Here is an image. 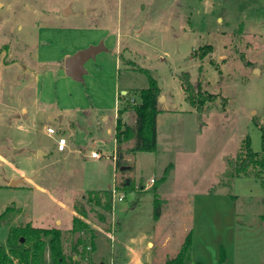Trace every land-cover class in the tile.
<instances>
[{
    "label": "rangeland",
    "instance_id": "obj_1",
    "mask_svg": "<svg viewBox=\"0 0 264 264\" xmlns=\"http://www.w3.org/2000/svg\"><path fill=\"white\" fill-rule=\"evenodd\" d=\"M99 42L105 50L86 61L82 79L67 76L65 57ZM182 72L195 89L214 95L201 112H187ZM149 77L163 99L156 148L129 152L125 146L126 160L115 173L116 110L137 103ZM128 111L121 118L131 123ZM253 115L264 121V0H0V213L20 208L10 224H0V242L10 226L30 222L61 229L64 250L71 253L73 204L88 191L113 187L119 188L113 220L102 223L93 211L84 218L99 237L92 261L80 262L123 264L122 253H111L110 244L119 248L123 241L127 252L128 237L155 224V194L166 198L160 208L171 215L160 229L171 234L169 254L192 220L198 194L209 189L237 196L238 211L249 214L236 218L235 254L238 261L258 264L264 225L253 214H264L260 185L253 178L230 180L226 162L238 155L245 135L260 150ZM61 136L67 141L58 151ZM168 165L159 195L152 185ZM16 179L21 182L10 185ZM127 181L130 190L123 188ZM136 201L141 204L132 210ZM116 222L121 228L110 243L104 228L112 233ZM144 235L135 244L138 251L162 263L163 250L148 248ZM45 257L49 264L47 252Z\"/></svg>",
    "mask_w": 264,
    "mask_h": 264
},
{
    "label": "trees",
    "instance_id": "obj_2",
    "mask_svg": "<svg viewBox=\"0 0 264 264\" xmlns=\"http://www.w3.org/2000/svg\"><path fill=\"white\" fill-rule=\"evenodd\" d=\"M210 49V46L206 47ZM202 58L205 53H200ZM120 58V56H119ZM146 72L145 69H140ZM181 88L185 92V100L198 112L202 111V106L214 99L210 93H201L195 89L189 79L188 72L178 75ZM149 86L138 89L139 101L132 105H124L116 110L114 140L116 141V153L114 156L115 173L121 167L124 160L122 144L131 141V146L127 151H154L156 148V117L161 109L158 108V99L161 96V88L153 77H149ZM120 96V94H119ZM118 96V97H119ZM133 112L132 124L123 122L121 116L124 112ZM253 124L260 131L261 147L259 151H254L250 144L249 135H245L240 144V150L235 158H229L226 162L229 172V179L237 177H252L259 183L264 193V121L260 122L253 115ZM171 165H168L163 175L157 180L152 188L155 190L165 180ZM131 181H127L123 188L130 190L133 186ZM119 191V188L115 189ZM113 193L111 187L99 191H88L82 196V202L76 201L73 204L74 212L72 226L68 232L75 235L74 243L71 245V253H66L63 246L64 232L57 228L34 227L30 222L20 225L10 226L3 243L0 242V264H44L46 252L49 254V264H83L82 260L92 261L91 255L95 251L94 240L96 234L84 218L88 211H93L98 221L105 223L107 214L112 213ZM140 194L137 195V197ZM139 198V197H138ZM137 202V201H136ZM84 204L88 205V208ZM153 217L160 215V200L157 194L153 199ZM96 207L97 209H94ZM20 213V208L8 206L0 213V224L9 222L16 214ZM190 235L187 234L177 254L165 260L162 264H190L188 254L190 250ZM89 249V250H88ZM74 255L76 257L74 258ZM224 259L223 249H220V260Z\"/></svg>",
    "mask_w": 264,
    "mask_h": 264
},
{
    "label": "crops",
    "instance_id": "obj_3",
    "mask_svg": "<svg viewBox=\"0 0 264 264\" xmlns=\"http://www.w3.org/2000/svg\"><path fill=\"white\" fill-rule=\"evenodd\" d=\"M159 100V99H158ZM163 101V99H162ZM191 109V110H190ZM189 110H187L188 113L193 114L194 110L192 107H190ZM161 113H158L156 117V127H158V117ZM127 115H130V112L127 111ZM133 122V115L132 120ZM132 122H125L127 124H132ZM131 141H128L126 143L122 144V152L124 154V160L125 159V146H127V149L131 146ZM129 144V146H128ZM114 158V157H113ZM122 160L121 163H124L125 161ZM131 160V159H129ZM115 172V169H114ZM169 175V174H168ZM116 178V175H115ZM246 178H252V177H246ZM255 182V180L253 178ZM164 181L158 186V193L160 195L162 191V185ZM109 188V187H108ZM261 198L263 199L264 203V193L262 192V189L260 187L259 189ZM158 195V196H159ZM180 194L176 193L174 196H178ZM200 200L199 203L193 204L192 212L189 211V215L192 216V220H190L188 226L186 224L182 227V235L184 233V238L180 236V238L177 240V242L174 244V246L171 245V252L168 254V247L170 244H172L171 240V234L169 232H161L160 229L163 227V220H167L168 217H170L166 212L160 208V215L157 218H153L155 224L152 226H148L146 228H140L137 231V236L130 235L128 237L129 244L127 252H125L122 244L123 241H118L119 248H115L112 246L111 240L114 239L113 234L118 232L120 230V224L117 223V229L113 230L112 233L109 232L108 227L105 226L104 232L106 234L110 235V248L111 253H115L117 251L121 252L124 258L123 264H156L153 261L149 260V257H144L136 247V243H139L144 235V233L147 235V247L151 248L152 250L158 247L160 250H163L162 255V263L165 262L166 259L171 258L177 254L179 251L183 240L185 239L186 235H190L191 243H190V250L188 254V263L190 264H248L246 261H238L235 254L236 248V235H235V224H236V218L238 216H242L245 219L248 218V213L245 211V209L239 210L237 209V196L233 195L234 197H229V194L225 192L221 193H213L211 190H205L199 193ZM178 201H180V197ZM160 203H164L165 199H160ZM215 200L221 205L220 207L218 204H216ZM141 202H137V205L132 206L131 209L133 210L135 207L140 206ZM197 204V206H196ZM186 205V204H185ZM257 211V210H256ZM165 212V214H164ZM75 214V212H74ZM111 214H109L110 217H107V221H109L108 218L112 219ZM165 215V216H164ZM153 216V215H152ZM254 218L259 220V225L263 227L264 225V214L260 212H254L253 214ZM113 220V219H112ZM106 221V222H107ZM154 225H157L154 226ZM71 228V227H70ZM69 230V229H68ZM99 235L96 236L94 243H96V240L98 239ZM113 237V238H112ZM104 238L105 237H101ZM158 238V240H157ZM262 239L264 241V233L262 235ZM223 249L224 253V259L220 260V249ZM95 251H96V244H95ZM94 251V253H95ZM263 255L259 258L258 264H264V250L262 251ZM76 255H74V258ZM159 263V264H162Z\"/></svg>",
    "mask_w": 264,
    "mask_h": 264
},
{
    "label": "water",
    "instance_id": "obj_4",
    "mask_svg": "<svg viewBox=\"0 0 264 264\" xmlns=\"http://www.w3.org/2000/svg\"><path fill=\"white\" fill-rule=\"evenodd\" d=\"M67 10L68 9H63V13L65 14ZM103 50H105L103 42H99L96 45L80 49L72 55L65 57L63 63L65 74L74 80H81L84 73H86V69L84 67L86 61L93 59L99 52H103ZM124 93L125 91L123 90L122 94ZM159 101H162L161 97H159ZM17 182H21V179L12 180L10 185Z\"/></svg>",
    "mask_w": 264,
    "mask_h": 264
},
{
    "label": "built area",
    "instance_id": "obj_5",
    "mask_svg": "<svg viewBox=\"0 0 264 264\" xmlns=\"http://www.w3.org/2000/svg\"><path fill=\"white\" fill-rule=\"evenodd\" d=\"M48 133H53V129H51V128H49L48 127ZM66 141L67 140H65V138L64 137H58V139H57V150L58 151H63L64 149H65V146H66ZM91 157L92 158H99L100 157V155H99V153H97V152H92L91 153ZM150 182L151 183H153L154 182V180L153 179H150ZM112 189V192H114L115 193V188H111ZM124 198V195H123V193L122 194H120L119 196H118V199L119 200H121V199H123Z\"/></svg>",
    "mask_w": 264,
    "mask_h": 264
}]
</instances>
